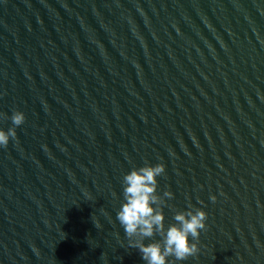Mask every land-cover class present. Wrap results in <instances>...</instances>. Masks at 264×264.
<instances>
[{
  "label": "water",
  "instance_id": "obj_1",
  "mask_svg": "<svg viewBox=\"0 0 264 264\" xmlns=\"http://www.w3.org/2000/svg\"><path fill=\"white\" fill-rule=\"evenodd\" d=\"M15 111L0 264H146L116 217L159 163L165 229L208 214L168 264H264V0H0V130Z\"/></svg>",
  "mask_w": 264,
  "mask_h": 264
},
{
  "label": "clouds",
  "instance_id": "obj_2",
  "mask_svg": "<svg viewBox=\"0 0 264 264\" xmlns=\"http://www.w3.org/2000/svg\"><path fill=\"white\" fill-rule=\"evenodd\" d=\"M11 120L14 127L9 128L7 132L0 130V147L6 148L9 139L16 138V127L24 123L25 115L21 111H15ZM164 173L165 165L159 163L155 166L133 168L123 177L125 202L116 218L128 238V246L138 249L146 264H168V257L184 261L190 256H195L200 249L189 237L198 241L200 230L206 229L208 214L200 208L177 212L174 216L176 223L165 229V217L161 207L165 201L157 195V177ZM172 196L170 191L164 193V197ZM210 199L215 202L216 197L211 196ZM157 234L161 240L144 243L146 238Z\"/></svg>",
  "mask_w": 264,
  "mask_h": 264
}]
</instances>
